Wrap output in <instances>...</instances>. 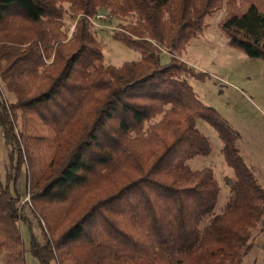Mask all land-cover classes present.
Instances as JSON below:
<instances>
[{"label": "trees", "instance_id": "1", "mask_svg": "<svg viewBox=\"0 0 264 264\" xmlns=\"http://www.w3.org/2000/svg\"><path fill=\"white\" fill-rule=\"evenodd\" d=\"M223 7L225 39L264 64V0H0V82L14 96L0 98L7 264H23L20 223L40 264L242 263L264 220V189L236 133L185 80L201 74L175 57ZM102 12L132 18L112 38L139 52V61L103 65L89 22ZM66 17L74 22L70 36ZM196 119L222 140L233 173L217 214L212 169L187 164L212 150ZM22 171L43 243L21 213Z\"/></svg>", "mask_w": 264, "mask_h": 264}, {"label": "rangeland", "instance_id": "2", "mask_svg": "<svg viewBox=\"0 0 264 264\" xmlns=\"http://www.w3.org/2000/svg\"><path fill=\"white\" fill-rule=\"evenodd\" d=\"M108 14L107 12L105 15ZM224 16V7L207 16L202 33L190 39L185 49L175 53V57L197 74H201L197 78L185 76V80L197 99L205 106L213 108L236 133L238 152L258 184L264 189V64L261 59L248 58L241 50L228 43L218 27ZM64 22L65 27L69 28L70 36L74 22L68 17ZM132 22L130 17L115 19L108 16L107 20L96 21V25L91 24V31L102 46L104 66L120 67L125 62L140 60L139 52L112 38V33ZM159 56L162 62H167L170 58L164 48L160 49ZM0 98L14 102V96H8L1 82ZM195 125L209 139L212 150L208 156L194 157L187 164L193 171L212 169L219 186L214 209V214H217L230 196L228 180L233 177V173L224 162L223 142L214 129L201 119H196ZM16 191L21 199L19 203V206L22 205L21 213L33 221V232L38 242L43 243L41 231L43 228L40 230L36 227L30 213V201L22 203L27 196L23 171L17 180ZM20 230L24 247L23 264H40L29 251L30 235L24 223H20ZM251 242L252 247L241 264H264V220L252 232ZM0 264H7L3 252L0 253Z\"/></svg>", "mask_w": 264, "mask_h": 264}, {"label": "built area", "instance_id": "3", "mask_svg": "<svg viewBox=\"0 0 264 264\" xmlns=\"http://www.w3.org/2000/svg\"><path fill=\"white\" fill-rule=\"evenodd\" d=\"M108 16L110 17V15H108ZM108 16L105 15V14H102V13H98V14H96L94 17L90 18V19H89V22H90V24H92V25H96V21L107 20ZM24 202H29V195H27V196L24 198V201H23L22 203H24Z\"/></svg>", "mask_w": 264, "mask_h": 264}, {"label": "crops", "instance_id": "4", "mask_svg": "<svg viewBox=\"0 0 264 264\" xmlns=\"http://www.w3.org/2000/svg\"><path fill=\"white\" fill-rule=\"evenodd\" d=\"M0 138H1V143H0V171H1V164L5 161V145L3 141V134L0 131Z\"/></svg>", "mask_w": 264, "mask_h": 264}]
</instances>
